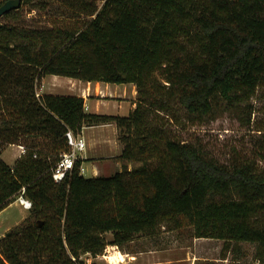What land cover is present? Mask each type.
<instances>
[{
  "label": "trees",
  "instance_id": "1",
  "mask_svg": "<svg viewBox=\"0 0 264 264\" xmlns=\"http://www.w3.org/2000/svg\"><path fill=\"white\" fill-rule=\"evenodd\" d=\"M30 2L0 27V212L22 193L33 204L23 226L0 237V264H86L83 255L163 228L238 254L241 244L255 245L264 264V170L252 160L223 164L171 129L241 108L251 125L242 106L259 91L264 99V0H103L101 8L73 0L74 18L90 19L69 28L20 24ZM51 75L134 84L137 107L98 115L84 98L38 95ZM108 123L124 131L117 158L142 166L86 178L79 159L56 183L53 169L70 151L66 133ZM13 145L27 151L9 164L2 153Z\"/></svg>",
  "mask_w": 264,
  "mask_h": 264
},
{
  "label": "rangeland",
  "instance_id": "2",
  "mask_svg": "<svg viewBox=\"0 0 264 264\" xmlns=\"http://www.w3.org/2000/svg\"><path fill=\"white\" fill-rule=\"evenodd\" d=\"M29 1L31 2L23 7V17L20 22V24L26 26L36 28H69L76 26L77 22L82 24L90 19V17L88 18L85 15L80 18H74V14L71 11L73 8L70 5L73 0ZM97 1L101 8L103 0ZM34 3H47L49 8L46 11L31 9ZM51 77L52 75L47 76L46 83L50 81ZM110 85L112 86L110 95L112 97L121 96L115 90L116 84ZM63 88L66 90L64 94L74 96L73 92H71L74 91L73 88H69L70 91L65 85H63ZM129 94L131 95V93ZM110 99L121 101L119 98ZM136 99H138V91ZM244 105L246 106H242L243 108L245 107L246 109L247 107V111L251 110L253 112L250 126L244 123V114L241 108L229 112H220L215 118L203 123L181 119L178 123L179 126H171V129L176 135L177 140L201 144L204 149L223 164H241L252 160L257 163L260 170H264V99L261 91L257 92L251 99H248ZM108 107L105 112L109 114H121L114 104H109ZM123 135L124 131H119V138ZM119 142L122 145L120 139ZM19 151L20 149L17 146H8L3 151L2 158L7 163L12 162L20 153ZM91 165L88 162L85 165L84 176L86 178H92L93 176ZM103 165L106 166V169H104L100 176H113L117 172L122 171L125 165L129 170H135L142 166V163L125 162L115 158L105 161ZM29 217L30 211L23 209L18 202V198H16L14 203L4 209L2 213L0 212V237L3 238L9 231L23 226L25 220ZM224 245L223 241L218 240L199 242L197 244L190 232H168L163 228L156 237L144 240L141 236L133 244H126L120 249L117 246H108L103 255L94 258L90 254H86L83 255L82 260L86 264H132L126 261V258L121 262L120 254L135 251L147 253L151 251V254H153V251L162 252L171 250L170 255L166 254V257L174 258L176 260L175 263L178 264H258L255 260V245L241 244L240 254L232 249L230 251L224 250ZM188 252L195 256L198 254L197 259L193 260L194 258H192V260H188ZM207 256L211 257V259L226 257L228 261H203V258Z\"/></svg>",
  "mask_w": 264,
  "mask_h": 264
},
{
  "label": "crops",
  "instance_id": "3",
  "mask_svg": "<svg viewBox=\"0 0 264 264\" xmlns=\"http://www.w3.org/2000/svg\"><path fill=\"white\" fill-rule=\"evenodd\" d=\"M46 77L41 81L40 88L38 89V95L50 94L58 96H69L64 94L65 88L63 85L69 88H73L74 96L84 98L85 110L87 113L98 114V115H119L128 116L137 107V88L134 84H116V91L121 96H111L110 91L112 86L104 82H84L77 79L62 77V76H52L50 81L46 83ZM62 85V86H61ZM67 90V91H68ZM131 93V95L129 94ZM130 96V97H129ZM119 98L120 100L110 99ZM130 98V99H129ZM136 101V102H135ZM109 104H114L116 109L120 111L121 114H109L105 112L108 109ZM125 113V114H123ZM83 138L86 141L87 149L83 153V164L85 168L88 162L91 165V170L93 172L92 177L100 176L106 166L104 162L109 159H115L121 155L123 146L119 142V129L114 123L101 124L96 126H85L82 130ZM18 147V146H17ZM20 153L15 157L9 164H14L15 161L20 158ZM3 157V155H2ZM2 213V212H1ZM4 236V235H2ZM147 240V238H144ZM197 244L199 242H210L215 240L210 239H194ZM217 241V240H216ZM171 250L157 252H127L123 256L125 260L132 264H178L175 263V259L171 257H166L170 255ZM197 255L192 253H187L188 260L197 259ZM185 258V257H184ZM228 261L226 257H221L218 259H211L207 256L203 258V261ZM140 261V262H139ZM151 261V262H148ZM182 261V260H180ZM184 261V259H183ZM123 264V263H121Z\"/></svg>",
  "mask_w": 264,
  "mask_h": 264
},
{
  "label": "built area",
  "instance_id": "4",
  "mask_svg": "<svg viewBox=\"0 0 264 264\" xmlns=\"http://www.w3.org/2000/svg\"><path fill=\"white\" fill-rule=\"evenodd\" d=\"M66 138L70 151L61 156L53 169V179L56 183H61L74 171L77 161L83 158L82 155L87 149L86 141L81 134L76 135L73 131L69 130L66 133ZM18 148L20 149V155L27 151L25 146H18ZM80 171L84 174L85 169L83 166L80 167ZM18 202L23 209L28 211L33 207L32 202L23 193L19 196Z\"/></svg>",
  "mask_w": 264,
  "mask_h": 264
},
{
  "label": "water",
  "instance_id": "5",
  "mask_svg": "<svg viewBox=\"0 0 264 264\" xmlns=\"http://www.w3.org/2000/svg\"><path fill=\"white\" fill-rule=\"evenodd\" d=\"M22 0H9L0 7V27L1 19L13 10H17L21 7Z\"/></svg>",
  "mask_w": 264,
  "mask_h": 264
},
{
  "label": "bare ground",
  "instance_id": "6",
  "mask_svg": "<svg viewBox=\"0 0 264 264\" xmlns=\"http://www.w3.org/2000/svg\"><path fill=\"white\" fill-rule=\"evenodd\" d=\"M119 254H120V253H119ZM120 257H121V260H120V261H121V262L124 261V256H123V254H120Z\"/></svg>",
  "mask_w": 264,
  "mask_h": 264
}]
</instances>
